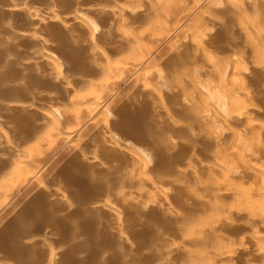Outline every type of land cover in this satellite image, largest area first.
Here are the masks:
<instances>
[{"label": "bare ground", "instance_id": "bare-ground-1", "mask_svg": "<svg viewBox=\"0 0 264 264\" xmlns=\"http://www.w3.org/2000/svg\"><path fill=\"white\" fill-rule=\"evenodd\" d=\"M54 1L0 0V88L23 97L0 99V185L38 200L27 219L0 200V229L24 234L2 238L0 264H62L65 247L63 264H264V0ZM158 37L174 40L152 55ZM125 57L138 99L85 104V79ZM59 168L95 191L76 196Z\"/></svg>", "mask_w": 264, "mask_h": 264}, {"label": "rangeland", "instance_id": "rangeland-1", "mask_svg": "<svg viewBox=\"0 0 264 264\" xmlns=\"http://www.w3.org/2000/svg\"><path fill=\"white\" fill-rule=\"evenodd\" d=\"M122 0H120L119 2H121ZM47 2L49 3V4H54V0H47ZM190 5H192V0H190V2H188ZM36 5V4H35ZM34 5V6H35ZM37 6V5H36ZM192 12H193V10H192ZM191 14H193V13H191ZM6 16V14H4V17ZM0 17H2V15L0 14ZM160 34V33H159ZM162 34V33H161ZM160 34V35H161ZM169 38H171V37H169ZM169 38H165L164 39V41L163 40H159L160 38L158 37L157 39H156V43L158 42V44L160 45V46H157L156 47V51L154 52V51H152V55H156L157 54V52L159 51V50H162V47H164L165 48V46H167L168 44H170L174 39L172 38V41H170L171 39H169ZM169 39V41L170 42H167L166 40H168ZM168 43H166V42ZM163 42H165L166 44H164ZM165 46H164V45ZM147 45H148V43L146 44V47H142L143 49H141L140 51V57H142V56H144L145 54V50H147L148 48H150V46L149 47H147ZM149 45H151L152 46V43H149ZM143 46H145V44L143 45ZM162 46V47H161ZM159 48V49H158ZM145 49V50H144ZM166 49V48H165ZM145 52H144V51ZM144 52V53H143ZM147 56V55H146ZM130 58V57H129ZM129 58H126L125 57V59H126V62L128 63V64H113V62H111V64H113V65H117L116 67H117V69L115 68V70H117V71H113V73H109L110 75H108V76H110L109 77V80L110 81H112L111 83H108L109 82V80H106L108 77H107V75L104 73V74H102V73H98L100 76H102L101 78H103L104 80H102L101 78H100V76L99 75H94L93 77H95V79L97 78V80L95 81L94 79H93V77H90L89 79L88 78H86L85 79V81H90V83H88L87 82V84H86V89L83 87V85H82V87L86 90H84L83 89V91L82 90H80L81 89V85H79L78 86V90H80V92L82 93V96L86 99V100H84V102H85V104L86 103H89V101L90 102H97L98 104H100L101 106H105L104 108H106V109H108V110H110L111 112H113L115 109L117 110L118 108H120L122 105H123V102H125L124 104H127V100H128V98H130V97H134V98H137L138 99V95L137 96H134V95H131V93H134L135 91H137L136 89H137V87L136 86H138V82L140 81V78H139V76L138 77H136L133 73H132V71H130L131 69H129V67L131 66V64H129V63H134L135 61L133 60V58L131 59H129ZM146 59H147V57H146ZM146 59H144L143 58V60L145 61ZM140 60V59H139ZM143 60H141L142 62H143ZM112 65V66H113ZM118 65L119 66H121L122 65V69H123V67H127L126 68V70L125 69H123V71L121 70V67L118 69ZM130 65V66H129ZM129 66V67H128ZM115 67V66H114ZM120 72H119V71ZM115 72H117L118 74H116L115 75ZM121 72H126L127 73V75H125L124 73H122L121 74ZM111 74H113V76H111ZM124 74V75H123ZM130 74V75H129ZM134 76H133V75ZM118 75V76H117ZM121 75V76H120ZM123 75V76H122ZM133 77H132V76ZM98 76V77H97ZM104 76V77H103ZM106 76V77H105ZM126 77V78H125ZM106 78V79H105ZM137 78H139V80L137 79ZM10 79H18L17 77H11ZM101 79V80H100ZM113 79V80H112ZM118 81H116V80ZM123 79V80H122ZM18 80H20V79H18ZM121 80V81H120ZM133 81V83H134V85H135V83H136V85L135 86H133V84H132V81ZM136 80H138L137 82H135ZM99 81V82H98ZM102 83H101V82ZM108 81V82H107ZM117 83H116V82ZM92 82H93V84H95V86H93V85H91V86H89L90 84H92ZM95 82V83H94ZM120 82V83H119ZM86 83V82H85ZM105 83H106V85L108 86H106L105 85ZM108 83V84H107ZM25 84L27 85V86H30V87H37L38 86V84L36 83V82H31V81H27V82H25ZM101 84V85H100ZM132 84V85H131ZM87 85H88V89H87ZM103 85V86H102ZM97 86V87H96ZM111 86H113V87H111ZM117 86V87H116ZM133 86V87H132ZM90 87V88H89ZM94 87V88H93ZM128 87V88H127ZM130 87V88H129ZM135 87V88H134ZM76 89H77V87H76ZM90 89H91V91H90ZM96 90V92H94L95 90ZM103 89V90H102ZM135 89V91H133ZM89 90V91H88ZM92 90H94V91H92ZM104 91V92H102V91ZM97 91H98V93H97ZM90 92H94V95H93V93H90ZM11 92L8 90V89H5V88H0V99L1 100H8V99H10V98H15V99H17V100H22V98L23 97H21V96H19V95H16L15 93H13V97H11V95H9ZM81 93H79V95H81ZM85 93H86V95H85ZM88 93H90V94H92V96L94 97L95 95H97V96H95V98L97 97L98 99H94V98H92V96L90 95V94H88ZM97 93V94H96ZM121 93V94H120ZM129 93V94H128ZM136 93V92H135ZM84 94V95H83ZM88 94V95H87ZM98 94H100L99 95V97H98ZM115 94V95H114ZM137 94V93H136ZM89 95H90V97H91V99L89 98ZM122 95H124V96H122ZM130 95V96H129ZM86 96H88V100L89 101H87V97ZM115 97V98H114ZM124 97V98H123ZM118 98H119V100H118ZM37 99L38 100H44V101H46L45 100V98L44 97H41V96H38L37 97ZM117 99V100H116ZM125 99V100H124ZM54 99H50L49 100V102L48 101H46L47 103L46 104H50L51 103V105H49V106H52V107H54L53 105H55V106H59V105H57V103L56 104H54L55 102L53 101ZM80 100V103L82 104V105H80V103H75V104H77V111L79 112L80 110H83V109H81L82 107H83V102H81V101H83L82 99H78V101ZM94 100V101H93ZM99 100V101H98ZM113 100H114V102H113ZM121 100V101H120ZM76 101V100H75ZM71 102H74V100L73 101H71ZM100 102V103H99ZM108 102V103H107ZM118 102H120V103H118ZM111 103V104H110ZM112 103H113V105H112ZM104 104V105H103ZM120 104H121V106H120ZM79 105H80V110H79ZM82 106V107H81ZM117 106H119V107H117ZM124 106V105H123ZM117 107V108H116ZM114 108V109H113ZM113 109V110H112ZM115 110V111H116ZM114 111V112H115ZM71 111L67 108V109H65L64 110V112H63V114L62 115H64V114H68V113H70ZM75 113L74 115H76L78 118H79V116L81 117V119L83 118L84 119V117H82L83 115H82V113ZM81 112H83V111H81ZM79 116H78V115ZM35 116H37V115H35ZM75 116V117H76ZM74 118L73 119V121L74 122H72V124L73 123H78L79 121H80V123L83 121H81V119L79 120V121H77L78 120V118ZM77 121V122H76ZM80 123H78V124H80ZM132 125V123H130L129 125H128V127L127 128H129L130 129V131H133V127L131 126ZM82 128H83V124H80V126H78V131H82ZM127 128H122V127H120V128H115V129H113L112 130V132L113 133H115V134H117V135H119L120 137H125L124 136V133H125V131H124V129H127ZM81 129V130H80ZM84 130V129H83ZM9 134L11 135V138L14 136L11 132H9ZM109 135V134H108ZM103 138H106V136H103ZM128 140V139H127ZM137 146H140L139 145V143H137L136 144ZM56 147L54 148L55 150H53V152H52V155H56L55 154V152H62V149L64 148V147H62V145L61 144H56L55 145ZM62 147V148H61ZM64 150V149H63ZM4 162V160H3V158H1L0 159V163L2 164ZM117 162H122V161H117ZM58 165H59V163H58ZM57 165V166H58ZM57 175L59 176V178H60V180L61 181H63L62 183H67L71 188H73L74 190H75V195L76 196H79V195H82V194H84V193H86L87 192V190L88 189H92L93 191H95V188H93V187H89V186H87L86 184H84L82 181H78V180H76L75 178H74V172L73 171H65V170H63L62 168H59V171L57 172ZM42 181L43 182H45V183H49V181L50 180H48L46 177H44V178H42ZM5 182V181H4ZM7 183V181L4 183V184H6ZM12 183V184H11ZM14 183H15V179H11L7 184H10V185H14ZM7 184L6 185H3V186H1L0 187V200H3L2 202H6L8 205L10 204V206L8 207V211L7 212H9V211H11L12 210V214H17V212H16V209L20 206V204L22 203V201H24V202H26V204H25V206H24V208L22 209V211H23V213L25 214V219H27L29 216H30V214H32V205H34V204H38V200H36L34 197H29V198H27V199H25V200H23V199H20V197L16 194V190H14V189H7L8 188V186H7ZM3 187V188H2ZM4 187H6L5 188V190H4ZM4 190V191H3ZM92 190H90L89 192H93ZM59 192H61L67 199H69L70 200V202H73L74 204H77L79 201L77 200V199H75V198H73V196L74 195H72V194H70L67 190H66V188H59ZM20 193H22V191L20 190V192H19V194ZM8 197H13V198H19L20 199V201H21V203L18 201L17 202V200H12V201H14V202H16L15 204L11 201V200H9L8 199ZM7 199V200H6ZM9 201H11V203L9 202ZM2 202H0V203H2ZM19 203V204H18ZM15 205H17V207L15 206ZM19 205V206H18ZM14 206V207H13ZM12 207L14 208V210L12 209ZM15 207H16V209H15ZM10 208V209H9ZM2 214V215H1ZM4 213H0V216H4L3 215ZM77 224V226H78V228H79V231L77 232V235L79 236V237H88V238H90L92 235H86L84 232H83V227H84V222L83 221H80V222H77L76 223ZM24 234H22V233H20V232H16V231H11L9 228H6L5 226H2V228L0 229V253L4 250V247H3V245H2V243H1V240H2V238L3 237H5L6 239H11V238H14V237H18V236H23ZM87 238V239H88ZM134 240H140V238H134ZM101 242V240H99V243ZM101 250H106V248L105 247H102L101 248ZM69 249L68 248H64L63 249V251H60V253H61V257H60V262L63 264V263H65L66 262V260L68 261L69 259H70V256H69ZM86 252H88V251H86ZM106 253H107V257H106V262H110V258L108 257L109 256V253L107 252V251H105ZM43 254V252H37V251H34L33 252V254L32 255H30V257H29V259L25 262V263H33L34 261H35V259H36V257H38V256H40V255H42ZM89 253H86V255H88ZM15 257H16V255H12L11 253L10 254H5V257L3 258V263L4 264H18L17 262H16V260H15ZM167 257H168V259H169V264H179V263H181L182 262V259L178 256V255H176V254H171V255H167ZM143 258L144 257H142V256H140V255H138V254H133L132 252H129L127 255H125V261H124V264H128V263H130V262H133V263H136V264H139V263H141V264H144L145 263V260H143ZM84 260V259H83ZM148 260H150V261H157L158 259H154V258H151V259H148ZM84 261H82L81 263H83Z\"/></svg>", "mask_w": 264, "mask_h": 264}]
</instances>
